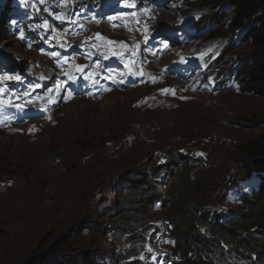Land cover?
<instances>
[{
	"label": "rangeland",
	"instance_id": "1",
	"mask_svg": "<svg viewBox=\"0 0 264 264\" xmlns=\"http://www.w3.org/2000/svg\"><path fill=\"white\" fill-rule=\"evenodd\" d=\"M149 5L167 16L140 24L144 0H0V86L24 85L0 97V264H180L168 214L178 193L224 211L234 228L203 259L264 264L237 219L247 190L240 151L264 132V97L239 91L231 77L254 47L225 1ZM97 34L110 41L94 45ZM105 55L129 71L106 73ZM175 67L187 69L185 80ZM95 69L137 80L105 84L102 97L56 96L60 74ZM39 90L35 107L48 114L12 121L5 109L14 95ZM183 157L196 159L189 190L177 177Z\"/></svg>",
	"mask_w": 264,
	"mask_h": 264
},
{
	"label": "trees",
	"instance_id": "2",
	"mask_svg": "<svg viewBox=\"0 0 264 264\" xmlns=\"http://www.w3.org/2000/svg\"><path fill=\"white\" fill-rule=\"evenodd\" d=\"M221 1L227 2L233 14L230 19L231 25L239 29L243 39L254 47L240 62L231 80L235 82L239 91L264 97V0ZM217 13L219 12L212 13V21L219 18ZM206 19L211 21L205 18L201 19L200 23H204ZM227 82H230V77L224 84ZM260 120L264 124V112L261 113ZM240 152L243 166L239 167L237 172L247 191L241 190L237 219L240 220L239 224H244L251 229L247 240L250 243V249L255 250L256 259L261 260L264 254V132L249 140ZM179 159V156H175V160ZM175 162L178 169L177 177L189 190L195 183V180L190 179V168L196 159L183 157L181 161ZM143 185L149 186L147 181ZM187 194L189 193H178L172 198L168 208V214L173 215L170 219L169 235L181 246L180 264H210L203 259V256L209 254L208 250H218L221 245L220 240L225 241L232 236L234 228L225 222L224 211L202 209L199 207L201 204ZM152 195V193L148 194L149 197ZM156 196L158 195L152 196L151 202H154ZM163 201L161 199L164 205ZM68 264L78 263L69 261Z\"/></svg>",
	"mask_w": 264,
	"mask_h": 264
},
{
	"label": "bare ground",
	"instance_id": "3",
	"mask_svg": "<svg viewBox=\"0 0 264 264\" xmlns=\"http://www.w3.org/2000/svg\"><path fill=\"white\" fill-rule=\"evenodd\" d=\"M153 0H144V2H147V7L145 8V9H143V11H140V12H137V14H135L136 15V17H137V20L139 21V23H140V19H145L146 17H148V16H152L153 17V20L154 21H157V20H159V19H161V17L164 15V17L165 16H167V14L166 13H163V12H161L160 11V9H158V8H153L152 6H150L149 4L152 2ZM148 8H149V10H148ZM115 15V14H114ZM119 15V14H118ZM112 16H110L109 18H111ZM141 24V23H140ZM115 28V27H114ZM117 28V27H116ZM124 29V28H123ZM124 30H121V32H123ZM105 41H110L109 39H107L106 37H104V36H99L97 39H96V41H95V43H94V45H96V46H98V42H105ZM16 42V40H10L9 41V43H15ZM117 42V41H116ZM6 43H8L7 41L5 42V44L3 43V48L5 47L4 45H6ZM20 47H21V45H18V51H20L19 49H20ZM16 48V49H17ZM104 50H106V47H104ZM15 53V52H14ZM124 62V61H123ZM56 87H58V89L56 90V96L58 95V94H60L61 93V91H62V87L60 86V85H56ZM79 88V87H78ZM98 88H99V90H101V89H103V88H105L106 90L107 89H109V88H107V87H103L101 84H98ZM70 96H73V94H70ZM56 98V97H55ZM56 100V99H55ZM57 101V100H56Z\"/></svg>",
	"mask_w": 264,
	"mask_h": 264
},
{
	"label": "snow or ice",
	"instance_id": "4",
	"mask_svg": "<svg viewBox=\"0 0 264 264\" xmlns=\"http://www.w3.org/2000/svg\"><path fill=\"white\" fill-rule=\"evenodd\" d=\"M97 37H99V34H97ZM110 43H111V42H110ZM17 79H18V77H17ZM198 155H202V154H199V153H198Z\"/></svg>",
	"mask_w": 264,
	"mask_h": 264
},
{
	"label": "clouds",
	"instance_id": "5",
	"mask_svg": "<svg viewBox=\"0 0 264 264\" xmlns=\"http://www.w3.org/2000/svg\"><path fill=\"white\" fill-rule=\"evenodd\" d=\"M221 212V211H220Z\"/></svg>",
	"mask_w": 264,
	"mask_h": 264
}]
</instances>
